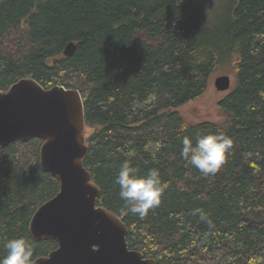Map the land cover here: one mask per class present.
Masks as SVG:
<instances>
[{"label": "trees", "instance_id": "trees-1", "mask_svg": "<svg viewBox=\"0 0 264 264\" xmlns=\"http://www.w3.org/2000/svg\"><path fill=\"white\" fill-rule=\"evenodd\" d=\"M223 67L233 76L217 103L223 119L188 123L175 109L203 96ZM22 79L78 91L91 131L83 166L130 250L156 264H264V0H239L215 26L191 0H0V91ZM198 132L232 141L215 174L181 157L182 136ZM41 145L0 149V259L14 238L31 247V264L56 249L28 229L59 191L40 167ZM124 160L139 175L158 169L167 185L143 218L114 182ZM198 208L211 226L192 215Z\"/></svg>", "mask_w": 264, "mask_h": 264}, {"label": "water", "instance_id": "water-1", "mask_svg": "<svg viewBox=\"0 0 264 264\" xmlns=\"http://www.w3.org/2000/svg\"><path fill=\"white\" fill-rule=\"evenodd\" d=\"M74 50L73 43L67 44L63 56ZM213 86L227 92L230 77H216ZM31 139L42 141L40 167L59 184L58 193L35 211L28 225L33 239L53 241L56 249L32 264H156L130 250L125 224L97 205L99 189L83 166L87 146L78 91L44 89L32 79L0 91V149Z\"/></svg>", "mask_w": 264, "mask_h": 264}, {"label": "clouds", "instance_id": "clouds-1", "mask_svg": "<svg viewBox=\"0 0 264 264\" xmlns=\"http://www.w3.org/2000/svg\"><path fill=\"white\" fill-rule=\"evenodd\" d=\"M186 126L180 131L184 132ZM181 157L204 175L215 174L225 161V156L232 148V141L222 133H200L195 137L183 135L181 138ZM119 187V197L125 202L133 215L143 218L161 202L167 185L161 180L160 172L151 168L144 175L128 160L120 165L115 177ZM199 215L201 221L211 226V220L203 209H194L192 215ZM6 255L0 264H31L32 249L24 238L9 239L5 244Z\"/></svg>", "mask_w": 264, "mask_h": 264}, {"label": "rangeland", "instance_id": "rangeland-1", "mask_svg": "<svg viewBox=\"0 0 264 264\" xmlns=\"http://www.w3.org/2000/svg\"><path fill=\"white\" fill-rule=\"evenodd\" d=\"M193 6L201 10L202 16L208 26H215L224 22L232 13L234 7L239 0H191ZM229 76L231 80V87L227 92H217L213 86V81L218 76ZM233 89V76L229 71L223 67L214 72L209 80L208 89L199 99L185 104L176 112L180 113L182 117L190 124L199 122H220L224 114L218 109L217 103L224 98ZM90 130H85V134L90 133Z\"/></svg>", "mask_w": 264, "mask_h": 264}]
</instances>
